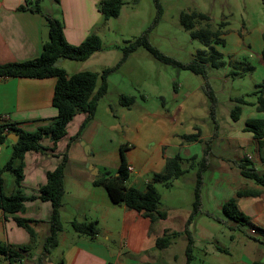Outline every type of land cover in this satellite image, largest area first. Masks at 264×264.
Segmentation results:
<instances>
[{"label": "crops", "instance_id": "crops-1", "mask_svg": "<svg viewBox=\"0 0 264 264\" xmlns=\"http://www.w3.org/2000/svg\"><path fill=\"white\" fill-rule=\"evenodd\" d=\"M100 1L0 0V64L20 63L38 57L43 44L48 41L47 17L61 22L64 39L70 45H79L90 34L100 38L97 28L104 20L99 12ZM35 2L38 11L33 10ZM261 46L253 57L251 53L249 59L244 58L254 67V71L256 68L250 61L252 59L264 69L260 59ZM105 49L103 47L86 60L78 61L80 64L76 68L71 66L73 64L66 65V60H62L59 66L67 75L82 71L100 72L110 65L102 67L100 71L88 66L94 62L103 63L106 59ZM219 69L223 71L222 79H228L229 66ZM252 73L235 76L233 80H241ZM213 78L222 81L220 75ZM55 82V78L1 77L0 125L14 124L25 132H34L39 127L50 125L56 116V109L52 106ZM256 84L253 83V87L244 94L248 104L240 105V117L244 109L246 118L235 135H219L217 130L220 127L212 120L214 133L202 135L200 128L195 127V133L188 134H197V138L192 141L184 139L187 135L176 130V107H168L164 97H160V104H148L144 98L131 95L136 99L129 108L119 105V96L125 95L120 88L114 94V103L101 98L94 115L89 119L84 113L75 115L68 123L65 135L55 144L44 137L38 141L40 148L37 151H29L22 159L13 160L12 167L22 168L21 193L25 197L35 198L25 201L23 210L15 214H6L0 209V243L14 247L28 245L22 258V262L27 264H159L164 258L158 254L159 251L172 246L177 238L182 236L186 247L184 230L190 217L188 232L194 248L203 238L210 240V234L202 228V215L216 221H219L216 216L231 221L221 211L224 202L230 198H235L237 209L250 223L264 229V195L235 197L236 192L243 188L262 190L251 180L243 178L238 168L240 160L247 158L253 167L254 162H257L260 170L254 169L264 175V163L259 160L256 141L251 133L244 130L246 119L254 118L255 113H258L250 105L255 102V96L249 95ZM173 90V97L177 98V86L174 85ZM108 92L107 85L106 94ZM209 93L214 97L213 92ZM238 98L228 95L229 117ZM212 113L208 111L209 115ZM10 134L14 133L6 134L0 142V192L5 196L13 194L16 189L12 173L4 169L11 159L14 143L7 137ZM120 147H123L121 156ZM175 156L181 158L180 165L184 173L171 181L169 186L163 183L155 185L157 191L158 188L170 190L172 202L159 204V210L165 217L153 222L123 204L112 203L106 190L92 183L103 172L116 174L122 157L126 167H132L126 187L144 192L150 178L162 173L167 160ZM62 162L63 194L59 209L62 228L57 234L56 246L44 255L42 244L49 233L51 205L38 198V190L45 184L46 174ZM198 171L199 207L192 216ZM180 179L193 186L192 200L188 206L187 202L186 205L181 203L177 192H172L178 189ZM158 194L161 201L162 195ZM15 217L29 221L35 235L33 241L26 230L16 225ZM71 221L94 222L96 237L90 240L86 236H78L71 229ZM235 228L247 241H253L264 249L260 243L264 237L258 234L251 236L245 227L239 225ZM163 237L169 238V245L159 249L156 240ZM253 263L260 264L248 258L243 261V264ZM0 264L8 262L0 259Z\"/></svg>", "mask_w": 264, "mask_h": 264}, {"label": "rangeland", "instance_id": "rangeland-1", "mask_svg": "<svg viewBox=\"0 0 264 264\" xmlns=\"http://www.w3.org/2000/svg\"><path fill=\"white\" fill-rule=\"evenodd\" d=\"M193 11L204 13L209 18L196 23L195 29L207 26L224 33V45L215 48L226 61L249 59V54L252 53L253 57L262 45L264 0H157V4L155 0H123L119 14L102 20L97 28L102 48L107 50L106 59L88 67L95 71L106 65L113 67L121 58L123 49L142 36L163 55L183 64L190 62L203 46L182 28L179 15ZM250 61L256 71L241 80H233L235 77L231 76L222 79V69L211 68L207 69V78L204 79L190 71L161 63L140 46L108 76L109 92L102 98L105 102L114 103V94L119 88L125 95L142 96L148 104H160V97H164L168 107H176V130H181L184 135L195 133V127L200 128L202 135L214 133L212 120L220 127L217 130L219 135H235L246 118V112L243 109L240 120L237 123L233 121L227 112L230 105L228 95L244 99L253 83L264 78L263 67H258L256 60ZM65 64H73L71 66L76 68L80 63L66 60ZM219 75L222 81L213 78ZM174 85L177 86V98L173 97ZM208 91L214 93L215 100L214 97L211 100ZM208 111L213 112L212 116ZM254 118L264 119V115L255 113ZM254 167L260 170L257 162H254ZM178 182V189L172 192H177L181 203L186 205L187 202L188 206L193 186L181 179ZM158 192L162 195L161 205L172 202L170 190L158 188ZM216 219L219 221L202 215V228L210 234V240L203 238L197 247L193 246L191 264H243L247 258L264 264L262 247L247 241L235 228L238 225L220 216ZM245 231L251 236L257 235L247 228ZM158 254L164 257L159 264H186L184 238H177L172 246Z\"/></svg>", "mask_w": 264, "mask_h": 264}, {"label": "trees", "instance_id": "trees-1", "mask_svg": "<svg viewBox=\"0 0 264 264\" xmlns=\"http://www.w3.org/2000/svg\"><path fill=\"white\" fill-rule=\"evenodd\" d=\"M157 4V0H155ZM123 0H101L99 3V12L104 20L117 16L120 12ZM34 11L39 7L35 2ZM48 41L42 46L40 55L32 60L20 63L0 64V78L2 77H19V78H55L56 82L53 90L52 106L56 109L54 121L44 127H39L34 132H25L17 129L14 124L3 126L0 125V142L5 138L2 134L3 127H9L17 135V140L12 144L11 159L4 166V169L10 171L14 177L16 189L13 194L5 196L0 192V209L6 214H15L23 210L25 201L32 200L35 197H25L19 187L22 180V168L12 167L15 159H22L23 155L29 151H37L40 147L38 141L44 137L55 144L65 135L68 123L79 113L87 115L88 119L94 115L98 101L104 97L107 92V78L115 72L125 61L129 53L137 47H143L153 58L163 64L172 65L180 70H187L195 75L206 78L207 69H219L224 66L232 68L229 76L235 77L246 73H252L254 67L246 62L226 61L222 54L215 48L224 45V34L221 30H211L203 27L195 29V24L199 21H208V16L201 12L180 13L179 22L185 31H188L191 39L198 41L203 49L197 51L196 56L186 64H183L173 58L167 57L152 47L145 39V36L139 37L129 43L122 51V56L113 67L102 69L100 72L82 71L72 75H67L61 66L54 67L59 60L84 61L92 53L102 48L101 39L95 35H88L79 45L73 46L68 44L63 36L62 24L59 20L47 17ZM222 25V24H219ZM260 59L264 64V35H262V46L260 50ZM208 94L213 99L211 93ZM255 96V102L250 104L255 107L256 112L264 115V78L255 85L254 90L249 94ZM140 98H143L140 96ZM136 97L131 95H120L118 98L119 105L129 108L134 104ZM236 105L230 111V118L237 121L240 117V105L248 104L243 98L235 100ZM244 130L252 134L256 141L259 160L264 163V120L261 118H248L245 121ZM197 134L184 136L188 141L195 140ZM123 147H120V156ZM181 158L175 156L168 159L165 169L162 173L154 174L148 181L145 191L139 192L135 189L126 187L125 183L129 177L125 162L121 157L120 165L115 173L106 171L92 183L95 186L103 187L110 200L114 204H123L128 209L137 213H142L149 217L151 221L157 218L162 219L165 214L160 212V196L155 187L156 184L163 183L169 186L171 181L178 179L183 175L181 168ZM63 162L60 163L53 171L46 174L45 184L38 190V198L42 201H48L51 205L49 216V233L42 244L43 254H48L57 244V234L61 230L59 209L61 206V197L63 194ZM240 175L251 180L255 185L260 186L262 190L243 188L236 192L235 197H258L264 195V175L259 174L247 158H242L238 164ZM200 171L197 172L196 185L193 192L192 216L196 214L199 207V184ZM1 186V182H0ZM223 215L240 227L252 230L254 233L264 237V229L252 223L236 207L235 198H230L222 205ZM14 221L17 226L23 228L29 234L31 240L34 239V232L29 226L26 219L15 217ZM191 221L188 219L184 234L187 237L185 256L186 264H191L193 241L188 232V226ZM71 229L78 235L86 236L93 240L97 235V228L94 222H70ZM257 241L256 238H253ZM264 247V241L260 242ZM169 245V238L163 237L156 240V247L159 249L166 248ZM29 246H8L0 243V259L6 260L8 264H27L22 262L23 253L28 250ZM257 264V263H253Z\"/></svg>", "mask_w": 264, "mask_h": 264}, {"label": "built area", "instance_id": "built-area-1", "mask_svg": "<svg viewBox=\"0 0 264 264\" xmlns=\"http://www.w3.org/2000/svg\"><path fill=\"white\" fill-rule=\"evenodd\" d=\"M3 118H4V117H3ZM2 120H3V119H2ZM10 132H12V131L10 130L9 127H3V129H2V134H3V135H6V134H8V133H10ZM126 169H127L128 175H129V173L132 172V167L127 166Z\"/></svg>", "mask_w": 264, "mask_h": 264}, {"label": "water", "instance_id": "water-1", "mask_svg": "<svg viewBox=\"0 0 264 264\" xmlns=\"http://www.w3.org/2000/svg\"><path fill=\"white\" fill-rule=\"evenodd\" d=\"M62 61V59H59L55 64L54 67H58L59 63ZM10 140H12L13 142H16L17 140V135L15 134H10L9 136H7Z\"/></svg>", "mask_w": 264, "mask_h": 264}]
</instances>
